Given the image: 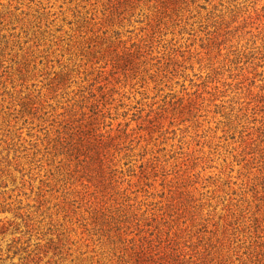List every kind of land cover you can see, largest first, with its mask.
<instances>
[{"label": "rangeland", "instance_id": "1", "mask_svg": "<svg viewBox=\"0 0 264 264\" xmlns=\"http://www.w3.org/2000/svg\"><path fill=\"white\" fill-rule=\"evenodd\" d=\"M0 264H264V0H0Z\"/></svg>", "mask_w": 264, "mask_h": 264}]
</instances>
